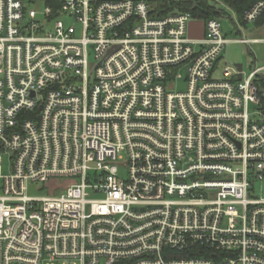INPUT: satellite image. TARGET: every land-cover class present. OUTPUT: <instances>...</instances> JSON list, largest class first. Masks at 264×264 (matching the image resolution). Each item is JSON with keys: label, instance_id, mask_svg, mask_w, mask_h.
Listing matches in <instances>:
<instances>
[{"label": "built area", "instance_id": "1", "mask_svg": "<svg viewBox=\"0 0 264 264\" xmlns=\"http://www.w3.org/2000/svg\"><path fill=\"white\" fill-rule=\"evenodd\" d=\"M193 17L0 0V264H264V65Z\"/></svg>", "mask_w": 264, "mask_h": 264}, {"label": "rangeland", "instance_id": "2", "mask_svg": "<svg viewBox=\"0 0 264 264\" xmlns=\"http://www.w3.org/2000/svg\"><path fill=\"white\" fill-rule=\"evenodd\" d=\"M215 3H218L221 7L222 12L218 15L222 24L223 34L228 38H260L256 42L250 43H241L230 41L226 44L221 54V58L217 65V70L215 71V77H222L223 71L226 66H235L237 63H242L243 68L246 72H249L254 64L256 63L259 66L264 65V25H261V19L253 22H241L237 16V13L230 7L226 6L223 0H213ZM41 9L44 8V5H40ZM203 20L197 17L190 19L188 23V32L189 36L193 34V31L197 34L202 30ZM264 24V22L262 23ZM251 29H254V32H251ZM192 33V34H191ZM93 60V56H91ZM186 68H181L179 75L185 76ZM172 90H184L186 88V81L182 77H178L176 80L171 81ZM5 164H4V173L9 172V156L5 155ZM127 168L124 165L120 167L121 175L125 174ZM1 182V181H0ZM61 191L57 192L59 194ZM93 197H100L99 195L91 194Z\"/></svg>", "mask_w": 264, "mask_h": 264}, {"label": "trees", "instance_id": "3", "mask_svg": "<svg viewBox=\"0 0 264 264\" xmlns=\"http://www.w3.org/2000/svg\"><path fill=\"white\" fill-rule=\"evenodd\" d=\"M152 15L164 16L175 11H189L203 21L209 18L218 17L222 12L218 3L213 0H147ZM260 0H223L224 4L232 8L241 22L245 12ZM263 17V18H262ZM261 24L264 22V13L260 16ZM258 21V20H257ZM246 22V21H245Z\"/></svg>", "mask_w": 264, "mask_h": 264}, {"label": "crops", "instance_id": "4", "mask_svg": "<svg viewBox=\"0 0 264 264\" xmlns=\"http://www.w3.org/2000/svg\"><path fill=\"white\" fill-rule=\"evenodd\" d=\"M261 25H264V24H261ZM204 32H205V29H204V21L202 22V30H201V32L199 33H195L194 31H193V34L191 35V38L192 39H194V40H196V41H199L200 39H202V37L204 36ZM251 32H254V29H251ZM228 38V37H227ZM248 38V37H247ZM231 39H233V38H231ZM249 39H252V41L253 42H256V41H258V40H260V38H258V37H256V38H249ZM255 40V41H254Z\"/></svg>", "mask_w": 264, "mask_h": 264}, {"label": "water", "instance_id": "5", "mask_svg": "<svg viewBox=\"0 0 264 264\" xmlns=\"http://www.w3.org/2000/svg\"><path fill=\"white\" fill-rule=\"evenodd\" d=\"M235 66H237L239 70L243 69V64L242 63H237V64H235ZM240 77H242L241 74H240Z\"/></svg>", "mask_w": 264, "mask_h": 264}]
</instances>
